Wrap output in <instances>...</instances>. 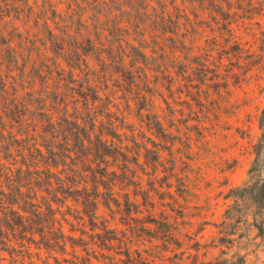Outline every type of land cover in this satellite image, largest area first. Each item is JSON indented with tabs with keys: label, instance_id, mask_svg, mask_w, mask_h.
I'll return each instance as SVG.
<instances>
[{
	"label": "trees",
	"instance_id": "obj_1",
	"mask_svg": "<svg viewBox=\"0 0 264 264\" xmlns=\"http://www.w3.org/2000/svg\"><path fill=\"white\" fill-rule=\"evenodd\" d=\"M0 2V23H11L3 21L11 11L19 19L17 0ZM20 2L28 10L26 20L32 17L43 26L49 39L40 47L33 46L36 59H25L20 46L15 49L8 44L0 49V64L6 65L5 71L0 65V264L7 260L8 264H155V248L167 250L172 233L157 230L151 239L160 244L145 251L147 256L137 250L134 256L124 240L97 222L99 205L111 216L125 213L127 219L140 221L131 216L140 212L136 202L128 194L121 202L115 192L118 183L133 184L134 196H143L145 202L150 198L140 193V179L129 166L139 165L140 151L139 147L128 151L124 144L128 136L125 114L115 90L123 87L138 98L143 104L140 116L147 98L139 87L150 84L145 41H119L111 46L104 40L98 23L103 25L100 15L106 0H86L85 4L65 0L66 10L61 0ZM165 16L171 14L164 12L162 20ZM179 28L178 20L174 21L171 34L177 39L170 38V45L172 52L181 50L185 55L190 48L177 37ZM162 38L165 43L167 38ZM228 43L222 47L223 54L242 53L240 44ZM5 52L10 60L5 59ZM27 64L31 70L25 74ZM12 73L21 78L17 81ZM258 126L260 136L247 180L229 192L232 204L218 226L223 235L220 244L234 245L243 238L242 227L254 229L258 237L264 233V106ZM69 202L75 205L72 213ZM68 213L76 225L68 222ZM64 224L70 233L64 231ZM76 232L78 237L72 235ZM115 242L124 251H114V256L124 259L103 252L111 251ZM242 262L237 257L230 264Z\"/></svg>",
	"mask_w": 264,
	"mask_h": 264
},
{
	"label": "rangeland",
	"instance_id": "obj_2",
	"mask_svg": "<svg viewBox=\"0 0 264 264\" xmlns=\"http://www.w3.org/2000/svg\"><path fill=\"white\" fill-rule=\"evenodd\" d=\"M17 1L22 14L18 20L13 11L10 17L4 16L3 21L11 23H0V49H6L8 44L15 49L20 46L25 59H36L33 46L40 47L49 36L32 17L26 20L28 10L21 0ZM35 1L28 0L29 4ZM61 2L66 10L65 0ZM106 2L100 15L103 25L98 23L104 40L111 46L119 41H145L147 47L144 53L149 56L150 84L139 87L147 98L140 116L143 104L138 98L123 87L115 90L125 114L128 136L124 144L128 151L138 147L140 151L139 165L129 166L140 179V193L150 198L145 202L143 196H134L133 184L118 183L115 192L121 202L124 194L136 202L140 212L131 216L140 221L127 219L125 213L111 216L99 205L97 222L105 223L124 240L134 256V250L147 256L145 251L160 244L151 239L157 230L172 233L167 250L160 247L159 252L155 248V264H230L237 257H242V264H264V233L258 237L254 229L242 227L243 238L234 245L220 244L223 235L218 227L232 204L229 192L247 180L254 145L260 136L258 117L264 106V0ZM164 12L171 17L162 20ZM176 20L180 23L177 37L190 48L187 58L181 50L173 54L171 49L170 38H176L171 28ZM162 37L167 38L165 43H161ZM227 40L229 46L240 44L242 53H234L235 57L223 54ZM5 59L10 60L8 52ZM18 61L23 63L22 59ZM3 63L0 65L5 71ZM59 63L65 67L60 60ZM27 66L25 74L31 70L30 64ZM11 75L17 81L21 78L18 73ZM128 175L133 177L132 173ZM68 204L72 213L75 205ZM62 212L67 213V208L63 207ZM65 217L69 223L77 224L71 214ZM69 229L64 224L66 233H70ZM72 235L78 237L79 233ZM114 251L120 253L124 248L115 242L111 251L103 252L114 256ZM114 257L124 259L123 255Z\"/></svg>",
	"mask_w": 264,
	"mask_h": 264
}]
</instances>
